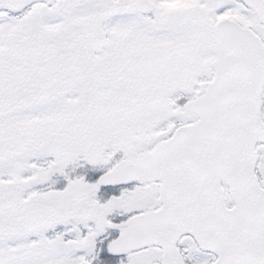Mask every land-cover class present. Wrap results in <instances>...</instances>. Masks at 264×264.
Wrapping results in <instances>:
<instances>
[{
    "label": "flooded vegetation",
    "instance_id": "1",
    "mask_svg": "<svg viewBox=\"0 0 264 264\" xmlns=\"http://www.w3.org/2000/svg\"><path fill=\"white\" fill-rule=\"evenodd\" d=\"M172 1L163 7L162 0H45L18 12L0 11V264L3 244L12 257L19 249L24 250L19 257H27L40 256L55 247L58 254L43 260L44 264H117L132 254L157 248L160 258L155 264H162L159 246L128 253L111 249L131 219L160 206L159 184H98L99 176L118 161L153 144L126 155L108 147L103 149L100 163H92L93 158L82 150L80 107L83 96L97 102L96 74L101 72L104 59L112 68L116 59H123L120 48L132 52L147 45L145 39L128 42L125 35H132L129 29H135L140 37V27L157 28L172 17L175 21L170 26L187 27L209 2ZM229 1L230 9L212 18L211 26L225 17L240 23L238 9L255 18L240 0ZM102 12L108 14L102 22L106 42L99 47L78 20ZM88 65L89 71L83 73ZM161 131L169 133L160 138L170 135L168 130ZM92 135L97 139L96 131ZM9 165L12 168H7ZM259 166L255 175L264 189V167L261 172ZM145 185L157 188V203L148 209L124 214L114 203L131 189ZM221 186L227 206H231L228 186ZM58 203L71 207L66 222H58ZM21 233L26 236L14 238ZM62 235L69 251L79 239L91 244L87 243L85 253L82 249L59 252L55 242ZM183 239L195 252L210 256L206 264L215 261L214 253L203 251L191 235H185L177 243L184 264L191 262L181 251Z\"/></svg>",
    "mask_w": 264,
    "mask_h": 264
},
{
    "label": "water",
    "instance_id": "2",
    "mask_svg": "<svg viewBox=\"0 0 264 264\" xmlns=\"http://www.w3.org/2000/svg\"><path fill=\"white\" fill-rule=\"evenodd\" d=\"M37 1L45 0H0V10L18 12ZM241 1L264 25V0ZM107 15L78 20L99 47ZM214 34L219 54L211 61L212 76L204 93L184 105L196 120L98 179L101 186L158 182L161 188L160 206L131 219L111 244L114 252L159 246L162 264H184L176 244L191 235L216 255L212 264H264V189L255 175L256 147L264 144V45L252 29L230 19L215 22Z\"/></svg>",
    "mask_w": 264,
    "mask_h": 264
},
{
    "label": "rangeland",
    "instance_id": "3",
    "mask_svg": "<svg viewBox=\"0 0 264 264\" xmlns=\"http://www.w3.org/2000/svg\"><path fill=\"white\" fill-rule=\"evenodd\" d=\"M159 3L164 7L173 1L162 0ZM232 5L238 6L233 2ZM229 6V0H209L203 10L197 11L199 17H194V23L187 27L170 26L169 23L175 21L172 17L157 28L140 27V37L136 35L138 32L135 29H129L128 33L131 32L132 35H125L129 39L128 42L145 39L147 45L132 52L125 47L120 48L123 59H116L112 68L104 59L103 67L99 68L101 72L96 74L99 84L97 102L84 96L81 100V131L84 133L81 145L82 150L93 158L92 163H100L103 149L112 147L111 151L122 150L125 155L138 151L169 133L160 130L172 131L176 125L191 119L184 112L183 105L204 91L211 76L210 60L218 54L210 25L211 19L223 16L224 12L230 9ZM238 11L237 20L244 26L253 28L264 41V26L250 14L245 15L240 9ZM129 48L132 49L133 46ZM88 71L89 65L83 73ZM262 116L264 118V94ZM93 131L97 132V139H94ZM257 151L261 170L264 167V144H260ZM156 190L155 185L135 187L114 203L124 214L143 211L157 203ZM58 206V222H66L67 212L71 207L67 203H58ZM90 235L93 236V233ZM25 236L21 233L14 238ZM64 243L65 235L55 242L59 252L64 250L68 254L77 249H82V253H85L87 243L91 244L90 241L79 239L69 251ZM181 244V251L191 264H206L210 258L207 254L195 252L187 239H183ZM23 251L17 250L16 255L12 257L11 251L3 244L1 264H44L43 260L58 254L53 247L48 253L44 251L40 256L19 257ZM159 258L157 248H149L132 254L125 262L120 261L117 264H155Z\"/></svg>",
    "mask_w": 264,
    "mask_h": 264
}]
</instances>
